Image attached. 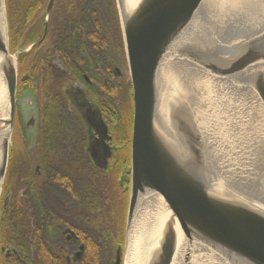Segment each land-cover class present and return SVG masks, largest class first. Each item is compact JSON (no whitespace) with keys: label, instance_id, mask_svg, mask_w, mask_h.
Masks as SVG:
<instances>
[{"label":"water","instance_id":"water-1","mask_svg":"<svg viewBox=\"0 0 264 264\" xmlns=\"http://www.w3.org/2000/svg\"><path fill=\"white\" fill-rule=\"evenodd\" d=\"M215 2L115 0L133 113L125 240L112 264H126L134 220L152 196L160 208L142 264H174L181 239L183 264H198L193 254L199 247L228 264H264V74L250 81L253 118L259 120L243 141L231 125L241 112L227 115L230 109L221 108L215 92L217 80L248 86L238 76L264 62V0H224L227 10ZM53 3L48 0L46 13ZM24 53L10 51L6 4L0 0V218L14 195L11 190L1 201L16 123L34 178L44 176L38 157L41 103L33 90L18 91ZM176 59L196 65L206 78L198 75L194 88L181 90L171 71ZM82 113L90 124L88 111ZM218 120L226 134L215 127ZM238 172L246 182H239Z\"/></svg>","mask_w":264,"mask_h":264},{"label":"flooded vegetation","instance_id":"flooded-vegetation-1","mask_svg":"<svg viewBox=\"0 0 264 264\" xmlns=\"http://www.w3.org/2000/svg\"><path fill=\"white\" fill-rule=\"evenodd\" d=\"M82 1L54 0L50 13H46L47 0L43 8L41 4L37 8L33 19L29 18L26 1L22 0L21 2L22 14L18 23L20 31L18 32L17 46H24L29 55L22 64L21 79L23 83L20 85L22 87L25 84L34 83L44 101V109L51 106V99H57L63 110L73 117L72 125H75L76 128H73L74 132L66 142L58 141L55 138L58 141L56 144L47 141V145H43L40 150L39 157L47 177L46 180L40 178L37 181L39 183H36V191L41 198L39 203L45 208V214L40 215V226L45 225L42 227L47 228L46 233H39L40 230H36L35 218H31L32 209L29 198L26 196L25 190L22 191L23 193L18 194L15 200L12 198L9 208L3 211L0 225V264H42L41 240L45 244V249L52 252L51 257L58 264H83L88 248L87 234L90 231L98 235L103 231L109 234L108 230L115 225L113 223L117 213L116 204L111 209L90 210L84 204L83 199L75 201L71 198H60L55 194L52 196V191L48 187L49 164L51 167L54 166L72 177H76L71 183L73 181L80 183L78 184L80 187L85 177L90 179L94 184L92 189L97 190L103 207L106 204V199L112 198L118 185L121 190L124 187L123 184L127 183L125 177L122 180H117L116 176L117 169H121L126 163L123 156L126 153L127 142L125 137L121 136L122 130H124L122 129L123 116L118 108L115 111L106 104L104 99L96 97L97 88L99 89L100 86L96 80L89 77L84 62L80 59L79 49L90 53L87 51L88 43L85 33H82L83 28L80 29L83 34L81 42L79 41L80 36L78 38L75 36L77 33L72 36L76 44V47L72 45L69 49L72 65L70 66L68 60L65 65L59 55L58 45L65 37L66 20L69 16H73L80 23L79 3ZM108 37L107 39L111 42L110 51L106 59L103 57L104 59L97 66V71L103 78L102 80L117 92L123 83L128 82L124 73L127 66L125 57L120 55L121 52L111 38V34ZM32 72H34L33 75ZM99 75H97L98 79H101ZM79 90L85 92L92 105H85L82 102ZM89 106L91 109H88ZM85 110L88 111L90 124L83 119L82 112ZM103 128L106 129L105 133H103ZM50 137L52 136L47 138ZM92 151L97 153L96 159L91 156ZM90 171L92 173H89ZM84 185L87 192L82 187L81 189L87 195L91 190L88 183H84ZM12 186L13 181L9 184L6 182L3 196L13 190ZM113 203L111 202V204ZM26 211L29 214L27 216L31 228L26 245L29 248L28 254L25 251L23 239L17 234V228L23 229L25 226L21 217L25 215ZM112 243V248H115L117 241ZM112 256L105 255V261L108 264H111Z\"/></svg>","mask_w":264,"mask_h":264},{"label":"trees","instance_id":"trees-1","mask_svg":"<svg viewBox=\"0 0 264 264\" xmlns=\"http://www.w3.org/2000/svg\"><path fill=\"white\" fill-rule=\"evenodd\" d=\"M26 1V9L29 10V18L33 19L37 8H39L40 4L43 8L44 3L47 0H25ZM21 2L22 0H6L7 5V13L8 19L10 23V31H11V44L12 47H16L18 43V32L16 30V26L19 23V19L21 18ZM29 5V6H28ZM79 15H80V23L75 20V17L69 16L65 23V37L61 40V44L59 46V52L61 61L66 64V60H68L70 66L72 65L69 49L73 45L76 47L75 41L72 39L73 35L77 33L75 36L78 38L80 36L79 41H82L81 35L85 33V39L88 43V49L90 53H85L82 49H79L81 53L80 59L84 62L85 70L88 72L90 78L96 80L97 84L100 88H97L98 94L96 97L100 99H104L106 104L113 110H120L123 116V126L121 136L125 137L126 140V153L123 156V159L126 161L123 167L117 172V180H122L124 177H128V173L126 169L129 167L130 162V139H131V124H132V89L130 82L126 81L120 87V89L115 92L114 89L109 86L107 83L102 80L103 78L98 74L97 66L104 59L103 57H107L108 52L110 51L111 42L107 39L111 34V38L114 40L115 45L118 50L121 52L120 55L124 58V47L122 41V34L119 28V19L116 9L115 0H83L79 3ZM81 28H83V34H81ZM76 38V39H77ZM68 57V59H67ZM34 72H32L33 75ZM101 79H98V76ZM23 83V82H22ZM20 88H28L33 90L35 93H38L39 89L34 86L33 83L25 84ZM20 89V90H21ZM95 92V93H96ZM51 106L46 107L48 109H44V121L42 125L43 136L40 147L45 145L47 141H50L52 144H56L58 141L66 142L69 136L73 134V130L76 128L73 117L68 114L61 107L60 103L57 99H51ZM115 114V113H114ZM72 119H71V117ZM73 122V123H72ZM74 128V129H73ZM48 136H52L47 138ZM58 139V141L55 140ZM47 145V144H46ZM41 152L39 151V154ZM49 164V162H47ZM89 173H92L91 171ZM48 174V187L52 191L53 194L57 195L60 198H71L75 201L78 199L84 200V204L90 210H97L99 208H109L115 205V209H117V213L115 214V222L107 232L103 231L101 234H94L90 231L88 235L87 241V250L86 255H84L83 264H108L105 261V255L110 254L114 255L117 247H123V239H124V230H125V219H126V211H127V202H128V183L123 184V188L118 185L115 190L112 198L106 199V204L102 206L101 197L98 195L97 190L92 189L94 184L90 179L84 178L81 182V187L87 192L85 189V184L88 183L90 187V192L87 195L86 192L81 189L78 185L80 183H76L71 181L76 178L71 175L65 173L59 168L51 167L50 164L47 170ZM47 177V176H46ZM72 178V179H71ZM15 180V194L13 199L15 200L18 194H21L22 191L25 190L26 196L29 198V203L31 204V218H35V227L36 230L39 229V233H46L47 228L40 226V215L43 216L45 214V208L42 204L39 203L38 192L36 191V183L33 180V176L31 174L29 159L24 153H16L13 152L11 154L9 172L7 176V184L9 182ZM70 181V182H69ZM113 181L111 180V184ZM27 189V190H26ZM111 202H114L111 204ZM18 209L17 207H14ZM114 208V207H113ZM40 214H39V211ZM27 211L25 215L21 217L25 224L24 228L18 229L17 234L20 235V238L23 240V245L26 253L28 254L29 248L26 247L30 235V224L28 223ZM20 217V216H19ZM5 220L2 222V226ZM113 233V234H111ZM113 236V237H112ZM42 238V234L40 235ZM112 237V239H111ZM113 241H117V245L115 248H112ZM40 242V241H39ZM42 264H58L55 260L52 259V252L50 250L45 249V244L42 242ZM38 251V250H37ZM113 257V256H112Z\"/></svg>","mask_w":264,"mask_h":264},{"label":"bare ground","instance_id":"bare-ground-1","mask_svg":"<svg viewBox=\"0 0 264 264\" xmlns=\"http://www.w3.org/2000/svg\"><path fill=\"white\" fill-rule=\"evenodd\" d=\"M198 69L196 65L189 63L184 60L176 59L174 62L172 61L171 71L173 74V79L179 85L181 90L187 91L191 88L195 87V80H200L199 76L205 77L201 73H197ZM257 73L264 74V62H261L257 65H253L249 67L246 71L238 76V81L240 82H247L248 86H237L236 82L232 81L231 79H224V81L217 80L215 82V92L217 94L218 100L217 102L219 105L221 104V108L230 109L229 111L225 112L227 115H230L233 110L241 112L240 115H236L234 119H232L231 125L234 132L232 133L234 137H239L242 141L245 139L246 136H250V132L254 129L255 123L259 120L253 118L257 113V111H253L255 105V93L253 92L252 88L250 87L251 79L257 75ZM199 75V76H198ZM215 79H212V81ZM208 81V80H207ZM202 81H199V83ZM232 85V87H230ZM230 93L232 97L230 98ZM254 94V95H253ZM252 95L254 97H252ZM31 104V103H30ZM238 104V105H237ZM32 106V105H31ZM237 113V112H236ZM259 113V112H258ZM0 115H3L2 107L0 106ZM222 125L221 120L215 124L216 128H219L222 134H226L220 127ZM264 125H262L261 129V137L260 142L264 140ZM212 131V130H211ZM242 144V142H241ZM255 152L259 151L258 147L253 148ZM252 150L250 153H252ZM1 153V148H0ZM252 157V156H251ZM249 159L245 158L243 160V165L247 168V162ZM252 163V162H251ZM249 167L251 164L249 162ZM247 177L249 173H246ZM237 177L243 182L242 176L245 173L238 172ZM159 201L156 197L152 196L146 198L141 205L140 211L137 214L132 231L130 236V244L128 248L127 254V262L126 264H142L144 257L145 247H147L150 239H152L153 231L155 228L156 221L158 219L159 213ZM179 249L178 253L175 258L174 264H183V257L185 253V245L182 239L179 242ZM211 252L204 249V247H199L194 250V258L196 259V263L198 264H228L224 261L221 257L217 256L216 254H210Z\"/></svg>","mask_w":264,"mask_h":264},{"label":"rangeland","instance_id":"rangeland-1","mask_svg":"<svg viewBox=\"0 0 264 264\" xmlns=\"http://www.w3.org/2000/svg\"><path fill=\"white\" fill-rule=\"evenodd\" d=\"M213 2H215V0H211ZM226 2H224V0H218L214 3V7L215 8H219V9H222V10H227L228 9V4H224ZM218 6V7H217ZM57 64V63H56ZM58 65V64H57ZM125 77H126V80L129 81V75H128V69L125 68ZM20 132H19V129L18 127L15 125V129H14V134H13V138H12V142H13V146H14V151L16 153H19L21 152V149H22V143H21V138H20Z\"/></svg>","mask_w":264,"mask_h":264}]
</instances>
